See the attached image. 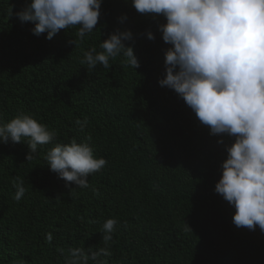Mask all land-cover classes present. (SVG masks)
<instances>
[{"label": "trees", "instance_id": "obj_1", "mask_svg": "<svg viewBox=\"0 0 264 264\" xmlns=\"http://www.w3.org/2000/svg\"><path fill=\"white\" fill-rule=\"evenodd\" d=\"M29 2L0 0V123L25 112L56 136L30 161L26 141L0 143V264H65L57 248L104 246L107 218L118 220L112 255L100 257L108 264H264V232L237 227L235 208L215 191L234 138L210 134L159 84L170 47L158 30L165 18L139 13L132 0H102L96 29L76 46V28L52 39L34 35V22L16 15ZM149 29L155 40L147 39ZM117 30L133 32L126 43L139 68L123 57L107 69L80 63ZM84 117L81 132L75 121ZM89 133L95 155L108 163L80 189L51 171L44 154ZM16 177L26 188L20 201L13 198Z\"/></svg>", "mask_w": 264, "mask_h": 264}, {"label": "clouds", "instance_id": "obj_2", "mask_svg": "<svg viewBox=\"0 0 264 264\" xmlns=\"http://www.w3.org/2000/svg\"><path fill=\"white\" fill-rule=\"evenodd\" d=\"M132 5L141 14L166 20L158 26L163 41L170 45L160 86L174 90L210 134L234 138L226 145L227 157L215 185V191L235 208L233 223L249 230L258 226L264 232V0H132ZM101 6L102 0H30L16 15L22 22H34V35L47 32V39L61 29L76 28L72 42L77 46L96 29ZM126 19V15L120 17L122 22ZM146 36L156 39L150 29ZM133 39L131 30H117L101 42V51L95 47L84 51L80 63L89 70L96 65L107 69L110 61L123 57L122 63L136 70L140 61L134 45L126 43ZM88 123L87 117L75 121L81 132ZM55 136L25 112L0 123V143L26 141L27 161L38 146L50 144ZM91 140L89 133L84 142L73 137L49 148L44 158L50 170L80 189L88 188V177L108 163L95 155ZM12 183L13 198L20 201L26 193L24 180L16 177ZM117 225L116 218L104 220L102 247H58L57 251L65 264H108L100 257L112 255ZM185 230L192 231L187 223ZM46 240L51 244V232Z\"/></svg>", "mask_w": 264, "mask_h": 264}]
</instances>
